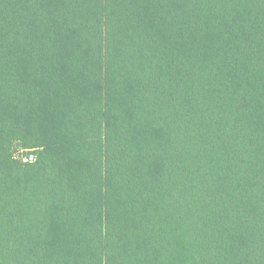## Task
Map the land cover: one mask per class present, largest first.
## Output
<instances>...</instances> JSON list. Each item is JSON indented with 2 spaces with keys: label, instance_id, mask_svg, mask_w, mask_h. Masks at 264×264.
<instances>
[{
  "label": "trees",
  "instance_id": "1",
  "mask_svg": "<svg viewBox=\"0 0 264 264\" xmlns=\"http://www.w3.org/2000/svg\"><path fill=\"white\" fill-rule=\"evenodd\" d=\"M0 264H264V0H0Z\"/></svg>",
  "mask_w": 264,
  "mask_h": 264
},
{
  "label": "rangeland",
  "instance_id": "2",
  "mask_svg": "<svg viewBox=\"0 0 264 264\" xmlns=\"http://www.w3.org/2000/svg\"><path fill=\"white\" fill-rule=\"evenodd\" d=\"M26 161V160H25Z\"/></svg>",
  "mask_w": 264,
  "mask_h": 264
}]
</instances>
